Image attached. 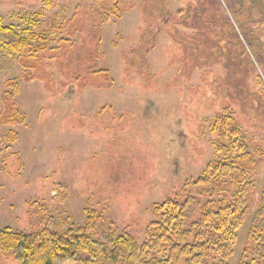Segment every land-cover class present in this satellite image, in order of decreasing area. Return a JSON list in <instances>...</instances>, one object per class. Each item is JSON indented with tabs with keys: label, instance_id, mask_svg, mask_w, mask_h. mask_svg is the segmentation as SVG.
Wrapping results in <instances>:
<instances>
[{
	"label": "rangeland",
	"instance_id": "obj_1",
	"mask_svg": "<svg viewBox=\"0 0 264 264\" xmlns=\"http://www.w3.org/2000/svg\"><path fill=\"white\" fill-rule=\"evenodd\" d=\"M0 25L30 44L0 42V231L141 244L157 204L188 198L190 225L245 180L234 242L204 259L264 264V0H0ZM223 115L255 164L187 186L229 157ZM0 264L21 263L0 249Z\"/></svg>",
	"mask_w": 264,
	"mask_h": 264
},
{
	"label": "trees",
	"instance_id": "obj_2",
	"mask_svg": "<svg viewBox=\"0 0 264 264\" xmlns=\"http://www.w3.org/2000/svg\"><path fill=\"white\" fill-rule=\"evenodd\" d=\"M29 38L33 40L34 35L30 34ZM0 42L10 52L26 50L30 45L27 36L2 25ZM36 51L27 50L28 55ZM9 84L14 97L18 84L15 79ZM217 129L224 133L218 151L229 157L209 163L203 174L187 186L219 188V182L229 175L231 183L236 185V174L245 179L249 166L255 164L230 116H220L214 123V130ZM250 191V183L242 180L240 186L236 185L234 200L223 201L215 209L211 200L206 204L207 210L190 225L184 222L188 198L183 202L169 198L157 204L161 220L148 226L146 239L141 244L128 234L115 238L105 234L102 240L96 241L79 229H69L65 234L44 230L40 235L5 229L0 231V249L11 251L21 264H207L204 256L212 246L229 250L234 242L244 214L245 196Z\"/></svg>",
	"mask_w": 264,
	"mask_h": 264
}]
</instances>
